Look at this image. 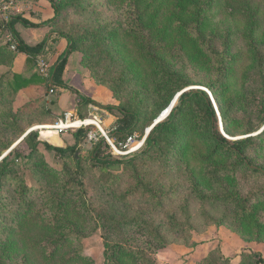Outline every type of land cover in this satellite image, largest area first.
Here are the masks:
<instances>
[{
	"label": "trees",
	"instance_id": "16d2710c",
	"mask_svg": "<svg viewBox=\"0 0 264 264\" xmlns=\"http://www.w3.org/2000/svg\"><path fill=\"white\" fill-rule=\"evenodd\" d=\"M48 1L55 19L47 26L51 25L54 32H49L43 42L30 46L22 40L16 31L18 24L29 28L44 26L35 25L23 15L11 17L8 23L3 21L0 27L1 34L9 31L16 45L15 51L10 49L8 42L0 46V67L3 68L0 73V129L2 134L12 130L20 137L26 135L23 142L28 145L29 151L23 154L17 148L11 150L15 141L0 139V159L11 150L0 161V264H30L36 254H40L44 264H92L89 259L78 254L61 256L67 244L72 243V238L77 237L74 233L78 230L76 226L80 225L77 219L88 212L83 211V205L79 207L72 199L78 192L72 193L68 189L69 183L65 184L62 191H58L52 182H59V178L67 180V176L71 175L78 191L84 194V177L87 171L95 169L102 173L100 178L93 176L96 179L95 188L108 198L110 207L108 212L99 216L104 231V264H156L150 255L158 250L154 247L155 243L164 242L167 233H183L192 225L195 216L191 213L189 198L182 205L179 217L183 216L184 221L181 222L178 221L177 213H171L165 222L154 225L145 219L148 211L152 210L140 208L134 217L128 216L126 209L131 205L132 198L140 192L148 197L154 209L163 204L164 197L169 196V189L147 181L146 175L140 172L139 158L155 162L159 169L177 179L178 175L189 169L191 160L202 154L200 157H203L207 172L199 177L193 176L190 195L202 204L227 206L228 219L239 224L243 232L262 234L264 188L245 194L235 190L234 185L238 180L235 175L238 170L250 169L264 176V166L256 164V159L250 153L252 148L264 143V131L257 136L236 141L225 137L220 131L214 103L204 90L184 92L168 118L152 128L145 143L146 148L125 161L113 157L110 147L101 139L85 169L82 159L75 156L77 146L62 148L51 145L40 140L38 131L27 133V129L65 119L67 113L61 111L58 99L62 90L77 95L81 112L78 116L82 120L88 118L90 105L99 106L64 82L69 57L74 53L81 54L82 66L89 69L91 74L94 73L96 83L107 87L114 98L120 101L119 106L104 107L116 112L117 121L111 132V137L116 141H125L136 131L143 130L145 119L151 122L189 86L185 77L161 58L158 47L166 51L177 49L181 57L206 71L219 65L218 72H234L233 67L245 55L246 71L252 72V75L245 72L243 79H252L253 86L256 85L253 91L263 98L261 107L264 110V0H106L108 8L118 13V19L111 22L106 20L101 25L91 24V29L78 37L55 31L56 24L63 9L77 6L85 11V0ZM215 6L240 20L242 28L239 31L246 43L243 52L233 53L230 42L224 43L225 48L221 50L212 47L213 39L209 37L214 31L209 29V13ZM63 39L68 43L67 49L57 57L49 68V75L45 77L39 72L38 60L51 59L56 55L53 44ZM18 54L28 57L27 69L21 74L14 72ZM212 56L220 61L215 63ZM103 63H107L108 68L98 70L97 67L101 68ZM103 74L111 78L110 81H104ZM133 82L142 87L149 83L154 85L148 106H145V95L134 89ZM32 85L40 86L44 92L38 96L26 92L27 101L15 107L19 93ZM206 88L218 104L225 132L229 137H234L230 127L238 121H232V118L228 121L227 111L223 108V97L229 87L216 89L214 83H208ZM192 103L198 106L199 112L196 114L191 112ZM25 121L26 129L22 128ZM90 128L78 129L75 135L81 140L85 139ZM259 129L247 130L245 135ZM43 152H53L56 157L63 159L73 155L75 171L68 166L60 171L54 169L44 158ZM122 167L124 170L130 169L134 181L126 191H120L119 185H116L123 175L119 172ZM22 168H27L26 171L33 175L36 189L27 185L25 173H20ZM203 184L209 188L207 191L202 189L205 186ZM175 193L176 190L172 191V195ZM74 207L82 210L77 213ZM73 216L77 218L72 220ZM35 228H41L45 236L36 239L30 234L25 235V230ZM125 234L127 238H122ZM138 240L147 243L144 247L146 251L139 247ZM213 253L207 264H214ZM253 256L255 264H264L259 254Z\"/></svg>",
	"mask_w": 264,
	"mask_h": 264
},
{
	"label": "rangeland",
	"instance_id": "374dc122",
	"mask_svg": "<svg viewBox=\"0 0 264 264\" xmlns=\"http://www.w3.org/2000/svg\"><path fill=\"white\" fill-rule=\"evenodd\" d=\"M41 3L42 4H40V0H26V3L24 1L15 0L9 2H1L0 27L3 21L8 23L11 17L26 14V19H29L30 22L34 23L35 25H46L43 28L48 36L49 32H54V30H52L53 28L51 27V25H47L51 21H53V19H55V13L52 7H49V9H52L50 12L45 13L46 11H48V5L51 6L48 0H45V2ZM83 8H86V10H80L77 6L63 9L60 18L57 21L58 23L56 24L55 31L66 33L72 35L73 37H78V35H83L85 31L90 30L91 24L101 25V23H104V21L106 20L111 22L117 20L119 17L118 13H113V10L108 8V6L106 5V0H85ZM40 13H43L44 15L42 16ZM45 14L47 15V19H45ZM209 18V29L214 31L209 38L213 39L212 47H214L215 50L216 48H220V50L225 48L224 43L228 44L230 42L233 47V53L244 51L246 43L243 39L242 32L239 31L240 28H242V25L240 24V20L237 17L228 15L223 9L215 6L210 11ZM30 29L33 31V33H35V30L40 29V27H30ZM209 32L210 30H208V33ZM42 37L43 35L39 33L37 41L42 40ZM33 38L34 40H32V42L34 43L35 36H33ZM7 42L10 43V49L15 51L16 45L9 31L5 32L4 34H1L0 31V46L6 44ZM57 45L58 44H56L55 42V46H53L55 48L56 53L58 52L56 49ZM157 51H159L161 58L166 61L170 67H172L175 71L181 73V75L185 77V80L189 85L178 95L181 96L184 92H189L192 89L204 90L210 95L211 101L212 103L214 101V106L218 113L220 131L224 134L225 137L236 141L250 136H257L264 131V124L262 125L264 110H262L263 108L261 107V100L263 98L260 95H257V93H255L256 91H253V89L255 90L256 85L253 86L251 78L250 80H248V78L246 80L243 79V74L245 72L248 75H252V72L246 71L247 62L245 61V55L240 57L239 62L233 67L234 72L230 73L229 71L218 72L217 66L219 65L217 64V66H215V69L212 68L210 71H206L198 65L189 62L188 59L181 57L177 49H167L166 51L159 49L158 47ZM55 56L56 55H54L51 59L47 60L40 58L37 64L40 66L42 63L45 62L51 67L56 61ZM213 60L215 63L217 60L220 61V59H217L215 57H213ZM107 68V63H103L101 68L97 67V69L100 71H102L101 69ZM15 70L16 72L21 73L19 65L16 67ZM84 70L86 71V77L84 79L88 80V83L86 81H83V83L80 84L76 83V80V84L72 83L71 81L74 77V73L72 72L68 73L66 77L63 76L64 82L66 83V78L68 83H71V85H77L81 92L86 95V97H93L94 99H96L94 101L97 102L99 106L90 105L91 107L88 108L89 116L87 119L93 120L95 117H98V119L101 120V129L112 132V130L115 129V122L117 121V117L115 116L116 112H110L104 109V107L119 106L120 101L114 98L111 90H109L103 85H99L96 83L93 76L94 73L91 74L90 70L86 68H84ZM2 71L3 68L0 67V73ZM103 76L104 81H110L111 78H106V74H103ZM89 83H91V85L94 83L98 87H101L102 89H100L102 90L103 96L97 95L92 88L86 89L85 85ZM208 83H214L216 89L220 88L221 86L223 87V89L229 87V90L225 92L223 97L225 98V104H223V108H225V110L227 111V118L229 119L228 121H230V118H232V121L234 119L238 121V123L234 122L235 124L233 123V125L230 127L234 137H229L224 130L220 111L218 109V104L216 103L215 98L212 96L211 91L206 88V84ZM67 85L70 86V84ZM36 87L37 88L33 89V96H38L42 94V92H44L41 90L40 86ZM70 87L76 91L79 90L76 89V87L74 86ZM133 87L135 90L140 91L145 95V106H148V104L151 103V96L153 91L152 89L154 85L152 86L149 83L146 85V87H142L140 85H136L133 82ZM66 92H70L71 95H74L75 101L73 102V104L72 101L68 102V110L66 112L65 110H63V108H60L61 111L63 113H72L73 111L76 116L80 119L78 115L81 112H79V100L76 94L72 93L69 90H62L58 99H60V97ZM26 101V89H24L19 93L15 102V107L22 106ZM168 109L169 108L161 111L158 116L151 122H148L149 120L145 119L144 124L142 125L144 126L143 130L136 131L134 134L140 137H145L147 130L150 133L151 127L153 128L155 125L165 121L168 118V113L170 111ZM191 109V112L194 114L199 112L197 110L198 106L195 103L191 104ZM165 115L167 116L164 117ZM60 120L62 119L54 121L53 123H50L45 126L56 127L59 124ZM25 125L26 121L24 122L22 128L26 129V127H24ZM89 127H91L89 130V134L91 132H95L98 134L100 133L99 129L96 126L92 125ZM32 128L27 129V133L35 129V131H38L40 135V140L48 142L47 140H44L41 137V132L45 130V128H42L41 126H35ZM258 128H260L258 131L249 135H245L247 130ZM55 131L58 133L61 143L58 144L57 141L55 144H52L50 142L48 143L62 148L77 146V152L75 156L77 158L82 159V166L87 169L88 159L90 158L96 144L99 141L94 144V141L89 140V135L85 139L81 140V137L79 138L75 135V132L78 131V129L75 128H70L63 131ZM24 137H20V135L16 131L12 130H7L5 133L2 134L0 129V139H4L5 141L10 139H12V141L14 140L15 144H13V147L15 146V148H17V151L23 154L29 152L28 145L22 140L24 139ZM262 147H264V143L261 144L258 148H252L250 153H252L253 159H256V164L264 166V148ZM145 148L146 145L141 150H144ZM198 149L200 150V148ZM134 155H136V153L120 157L119 159L125 161ZM201 155L202 154H199L198 158H193L191 160L189 169L186 172L185 170L184 172L182 171L183 173L178 175L177 179L172 178L173 176L171 177L166 174L163 169H159L155 162L139 158L137 162L140 165V172L146 175L148 179L147 181L159 183L163 185L165 189H169V196L164 197L162 199L163 204L160 207L154 209L153 204L148 201V197L146 195H142V193L140 192L136 197L132 198L131 205H128L126 212L129 217H134V215L140 209L147 211L152 210L148 211L149 213L145 215V219L146 221L154 225H159L161 224V222H165L167 220L168 214L177 213L178 221L181 222V220L184 221V219H182L183 216L179 217V215L181 214V208H183L182 205H184L185 201L189 198L190 210L191 213L195 216L192 221V225L187 228L183 233H167V237L164 242L157 241L155 243L154 247H157L158 250H156V252L154 253H151L150 255L152 259L156 262V264H207L212 252H214L212 255L214 264H241L242 260H244L243 264H255L256 260L253 254H259L261 258L264 259V232L262 234L255 232V234H249L247 232H243V230L239 227V224L228 219V213L226 211L227 206H213L209 203L202 204L196 198L190 195V184L193 181V176L199 177L201 174L204 175L207 172L202 159L203 157H200ZM43 156L46 161L50 164V166L58 171L62 170L64 166H68L69 169L74 171L76 169V161L73 155H69L63 159L56 157L53 152H43ZM26 170L27 168H22L20 170V173H25L24 176L27 185L36 189V180L34 179L33 175L30 172H27ZM119 172L123 175L121 179L116 182V185H119L118 188L120 191H126L130 188L132 183H134L133 179L131 178L132 173L130 169L124 170L123 167L119 169ZM235 175L238 179L236 185H234L235 190H240L242 193L247 194L250 192L254 193L264 188V176L256 174L250 169L244 171L238 170ZM19 176L21 177V174ZM93 176H95L97 179L102 176V173L99 169L87 171L84 177V189H86V192H83L84 194H81V192L78 191V186L75 185L73 180H71L70 178L72 177L71 175L67 176L68 181L66 179H64L63 181L59 178V182H52V184L58 189V191H62L64 189L65 184L69 183L68 189L70 188L72 190V193L73 191L74 193L78 192L72 196V199H74L75 202L78 203L79 207L83 205V211L87 210L88 212V214H85L82 218L77 219L80 222V225L76 226L78 229L77 232L74 231L77 237L72 238V243L67 244V247L64 250L65 252L61 256L71 257L72 255L78 254L82 257L89 259L92 264H104V231L100 226L101 223L99 221V216L102 215L104 212H108L110 207L108 198L105 195L103 196L102 193H98V190L95 188L96 179L94 180ZM202 189L204 191H207V189L209 188H207V186L205 185L202 187ZM174 190H176V193L172 195V191ZM214 190L215 189H213V191ZM81 210L76 211L77 213H79ZM76 218L77 217L73 216L72 220H75ZM262 224L264 225V218L262 219ZM163 231L165 232V228L163 229ZM26 234H30L36 239L37 237L45 236L41 228L30 229L29 231L25 230V235ZM127 236L128 235L125 234L121 237L127 238ZM137 243L139 247L146 251L144 247H146L147 243L145 241L138 240ZM34 258L35 259L32 260L30 264H44L41 260L40 254H36Z\"/></svg>",
	"mask_w": 264,
	"mask_h": 264
},
{
	"label": "crops",
	"instance_id": "0c3cea01",
	"mask_svg": "<svg viewBox=\"0 0 264 264\" xmlns=\"http://www.w3.org/2000/svg\"><path fill=\"white\" fill-rule=\"evenodd\" d=\"M3 1L4 0H0V3L3 2ZM17 1H24L26 3V0H17ZM41 2H45V0H40V4H42ZM49 7L51 8V6L48 5V11H46L45 13L50 12L52 10V9H49ZM46 8H47V6H46ZM40 14L42 16L44 15L43 13H40ZM23 16L26 18V14H24ZM45 16H46L45 19H47V15L46 14H45ZM45 19H44V21H45ZM44 26H46V25H44ZM44 26H42V28L40 27V29H38V30H35V33H33V31L30 28H26L24 25L18 24L16 26V31L18 32V34L20 35V37L22 38V40L26 44H28L30 46H33L31 44H36V43L39 44V43L43 42L46 39L47 33L44 30V28H43ZM36 32H38V33H36ZM39 33L42 34L43 37H42V40H38L37 41V38L39 37ZM33 36H35V42L36 43L35 42L34 43L32 42V40H34ZM56 44H58L57 47H56V49H57L58 52L56 53V56H55L56 59H57V57L59 55H61L62 53H64V51L67 49L68 43L66 41H64V40H58V42H56ZM54 46H55V43H54ZM27 58L28 57L25 54H18L17 55L16 61L14 63V72L15 73L21 74V73H24L26 71V69H27V65H26ZM81 58L82 57H81V54L80 53H74V54H72L69 57V60H68L67 66H66V70H65L64 77H66L67 74L70 73V72L74 73V77L72 78V81H71L72 83H75V80L77 81L76 83H80V84L83 83V81H86L87 83L89 82L88 80L84 79L86 77V71L84 70V68H83V66L81 64ZM18 65L20 67V72L21 73H18L15 70ZM65 81H66V84H70V86H74V87H76V89H79L77 85H74V84L71 85V83H68V81H67L66 78H65ZM78 81H80V82H78ZM89 84H86L85 85L86 89L92 88L97 95H102L103 94L102 93V90H101L102 89L101 87H98L94 83L92 85H91V83H89ZM35 88H37V87L35 85H32V86H30V87H28L26 89V92H28V93L31 92L32 93L34 91L33 89H35ZM79 90H77V91L79 92ZM79 93L82 94V95H84L81 92V90H80ZM84 96H86V95H84ZM92 96H94V95H92ZM104 97H105V94H104ZM91 98L93 100H96L93 97H91ZM59 100H60L59 101L60 102V104H59L60 108H63V110H65V112H66L68 110V108H67L68 107L67 106L68 105V102L69 101L70 102L72 101V104H73V102L75 101V97H74V95H71L70 92H66V93H64L60 97ZM89 107H91V106H89ZM69 114H71L75 118H78L73 111H72V113H69ZM57 142H58V144L61 143V141L58 140V139H57Z\"/></svg>",
	"mask_w": 264,
	"mask_h": 264
},
{
	"label": "built area",
	"instance_id": "2783aa9c",
	"mask_svg": "<svg viewBox=\"0 0 264 264\" xmlns=\"http://www.w3.org/2000/svg\"><path fill=\"white\" fill-rule=\"evenodd\" d=\"M49 68L50 66L46 64L45 62L42 63L40 66L38 65L39 72L45 76L48 75ZM69 122L73 123V127H70V128H75V129H81L83 127H89L92 125L96 126L99 129L100 133L98 134L95 132H91L90 134H88L89 140L94 141L95 142L94 144L100 141V139L105 140L107 145L110 147L111 155L117 158L139 152L145 146L147 136L149 135V132L147 130L148 133H146L145 137H140L136 134H132L125 141H116L111 137V132L101 129V126H100L101 120H99L98 117H95L93 119V122H94L93 124H87L86 119L85 120H81L79 118L75 119V117L69 113L66 114V117L64 120H60L59 124L55 127L58 129H55V130L63 131V130L70 129V128H66V129L63 128Z\"/></svg>",
	"mask_w": 264,
	"mask_h": 264
},
{
	"label": "bare ground",
	"instance_id": "6f19581e",
	"mask_svg": "<svg viewBox=\"0 0 264 264\" xmlns=\"http://www.w3.org/2000/svg\"><path fill=\"white\" fill-rule=\"evenodd\" d=\"M170 114V111L169 113ZM167 114V115H168ZM167 115H165L164 117H166ZM163 117V118H164ZM87 121V124H93V120L92 119H86ZM159 121V120H158ZM42 128H45V130H43L41 132V137L44 139V140H47L48 142L52 143V144H55L57 139L60 140L59 136H58V133L55 131V129H58V128H55V127H51V126H41ZM70 127H73V123L72 122H69L65 127L63 128H70ZM151 130H152V127H151ZM150 130V132H151ZM47 131V132H46ZM45 132V133H43ZM148 133V132H147ZM44 134V135H43Z\"/></svg>",
	"mask_w": 264,
	"mask_h": 264
},
{
	"label": "water",
	"instance_id": "95a60500",
	"mask_svg": "<svg viewBox=\"0 0 264 264\" xmlns=\"http://www.w3.org/2000/svg\"><path fill=\"white\" fill-rule=\"evenodd\" d=\"M180 97V95H178L176 98H175V100L173 101V103L171 104V106L169 107V109L168 110H170V112H171V110L173 109V107L175 106V104H176V102H177V100H178V98ZM213 103H214V101H213ZM35 130V129H34ZM23 140V139H22ZM21 140V141H22ZM13 148H15V146L13 147ZM12 148V149H13ZM11 149V150H12ZM11 150H9L8 152H6L4 155H3V157L2 158H4L5 156H7L9 153H10V151ZM2 158L0 159V161L2 160Z\"/></svg>",
	"mask_w": 264,
	"mask_h": 264
}]
</instances>
